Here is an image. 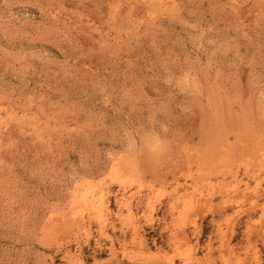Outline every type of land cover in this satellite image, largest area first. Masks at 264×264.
<instances>
[{
  "label": "rangeland",
  "instance_id": "obj_1",
  "mask_svg": "<svg viewBox=\"0 0 264 264\" xmlns=\"http://www.w3.org/2000/svg\"><path fill=\"white\" fill-rule=\"evenodd\" d=\"M0 121V264H264V0H0Z\"/></svg>",
  "mask_w": 264,
  "mask_h": 264
},
{
  "label": "bare ground",
  "instance_id": "obj_2",
  "mask_svg": "<svg viewBox=\"0 0 264 264\" xmlns=\"http://www.w3.org/2000/svg\"><path fill=\"white\" fill-rule=\"evenodd\" d=\"M2 121V120H1ZM0 121V122H1ZM9 125V124H8ZM4 126V125H3ZM110 193V192H109ZM123 198V197H122ZM97 201H98V199H97ZM100 202L98 203V204H100V206H101V208H102V206L103 205H101V204H103V202L101 201V200H99ZM123 203V202H122ZM105 204V203H104ZM97 207V206H96ZM97 209V208H96ZM90 216V215H89ZM79 217V216H78ZM85 221V220H84ZM80 222V221H79ZM82 223V222H81ZM83 226V225H82ZM83 229V228H82ZM185 235V234H184ZM175 237V236H174ZM185 238V237H184ZM176 243H178V242H176Z\"/></svg>",
  "mask_w": 264,
  "mask_h": 264
}]
</instances>
